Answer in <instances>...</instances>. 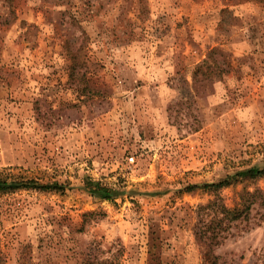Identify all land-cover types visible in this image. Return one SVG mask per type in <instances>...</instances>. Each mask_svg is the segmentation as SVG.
Returning a JSON list of instances; mask_svg holds the SVG:
<instances>
[{
  "label": "rangeland",
  "instance_id": "1",
  "mask_svg": "<svg viewBox=\"0 0 264 264\" xmlns=\"http://www.w3.org/2000/svg\"><path fill=\"white\" fill-rule=\"evenodd\" d=\"M209 51L228 72L194 80ZM251 166L264 0H0V173L62 185L0 193V264H202L213 195L184 188ZM262 213L212 246L220 262L264 264Z\"/></svg>",
  "mask_w": 264,
  "mask_h": 264
},
{
  "label": "trees",
  "instance_id": "2",
  "mask_svg": "<svg viewBox=\"0 0 264 264\" xmlns=\"http://www.w3.org/2000/svg\"><path fill=\"white\" fill-rule=\"evenodd\" d=\"M140 3V1L137 2L138 6ZM222 72L226 73L228 69L223 68L212 56L211 51H209L205 58L195 65L192 78L194 80L207 79L213 74L218 75ZM82 91L86 92V90ZM88 91L92 94L99 92L94 88H90ZM260 178H264V166H251L232 174H227L217 182L212 181L185 186L184 190L186 191L198 188L213 195V198L206 203L198 204L196 209V235L204 246L202 264H224L219 261V256L212 252V246L217 245L220 240L226 237V231H228L233 222L248 218L253 206L261 207L264 210V189L256 186L253 190H248L245 187L247 184L255 183ZM238 183H242L243 187L236 193L234 203L228 206L220 196L219 190ZM84 185L88 187L92 195L101 199H110L114 194L113 189L96 180L86 178ZM21 188L60 190L62 189V185L57 184V182L45 184L29 178L8 176L7 174L0 173V193ZM261 217L264 223V213L261 214Z\"/></svg>",
  "mask_w": 264,
  "mask_h": 264
}]
</instances>
